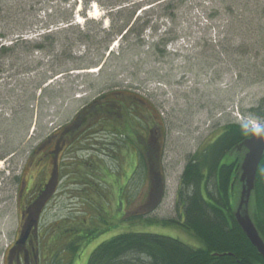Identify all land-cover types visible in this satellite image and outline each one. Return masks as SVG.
<instances>
[{"label": "rangeland", "instance_id": "374dc122", "mask_svg": "<svg viewBox=\"0 0 264 264\" xmlns=\"http://www.w3.org/2000/svg\"><path fill=\"white\" fill-rule=\"evenodd\" d=\"M127 22L132 33L120 40ZM261 31L264 0H0V145L7 154L0 161V264L22 230V213L39 206V264L67 246L48 243L44 233L92 214L102 219L97 209L111 230L85 242L74 264H88L96 246L127 231L203 246L186 228L161 221L182 220L177 195L188 159L238 122L234 108L244 122H264L256 115L264 111V50H236L244 51L243 39L262 44ZM107 94L109 108L97 113L90 103ZM84 107L98 127L86 126L59 155L57 173L54 160H40L46 150L38 145ZM108 112L127 143L141 147L139 162L112 127L99 125ZM130 260L147 257L133 253L123 263Z\"/></svg>", "mask_w": 264, "mask_h": 264}, {"label": "trees", "instance_id": "16d2710c", "mask_svg": "<svg viewBox=\"0 0 264 264\" xmlns=\"http://www.w3.org/2000/svg\"><path fill=\"white\" fill-rule=\"evenodd\" d=\"M129 26L130 23L127 22L117 30L120 40L127 39L131 35L129 33L132 31ZM45 37L49 39L53 35L48 34ZM257 43L243 39L242 48L244 51L236 47L234 49L243 53L253 51L256 52V56H259L264 50V42L260 45ZM36 46L44 48V45L36 44ZM4 48L8 49L9 47ZM111 54L112 51L109 52V55ZM103 99V97L102 99L99 97L90 103L91 107L96 108L97 113H101L110 106L111 99L107 97ZM116 103L123 104L120 100ZM89 108L84 107V111H80L68 128L66 127L65 134L69 138H73L74 142L79 141L80 137L90 130L91 127L86 126L94 125V119L88 121V115L86 116ZM261 108L264 109V103L260 105ZM108 114L110 112L105 113L103 117L100 116L99 125L104 126L107 131L112 127L115 136L121 138L118 145L125 147V154L128 157L137 158L139 162L141 153L138 149L141 147L138 148L136 145L127 143V135L114 128L115 123L111 121ZM256 115L264 118V111H258ZM95 126L98 127L97 124ZM83 130L84 133H80ZM254 132L240 123L228 122L203 148L190 156L182 174L177 195L182 220H160L166 225L178 224L186 228L203 243V246L194 247L179 239L152 232L127 231L104 240L96 246L90 255L88 264H125L123 263L124 258L133 253H140L147 257V260H140L141 262L137 264H264V258L258 253L246 234L241 232L233 214L242 154L239 151H232V149ZM128 137L129 141L133 139L132 135H128ZM121 147L119 149L115 147L113 151L121 154ZM6 155L3 145H0V161L4 160ZM96 166L99 169L101 167L100 165ZM134 170L136 169H133L132 173ZM126 177L125 181L128 182L130 176L126 175ZM115 181L114 178L112 182L115 183ZM30 203L32 204V201ZM97 211L102 219H98L96 214H92L80 221L70 223L69 229L61 226V229H55L53 233L43 234L42 238L50 244L57 246L61 245L62 241V244L67 245L65 247L57 246L56 256L50 259L51 264H74L75 258L79 255L78 249L85 242L90 243L97 234L111 230V223L103 216V211L99 209ZM253 217L264 238V158L257 174ZM100 224H105L106 227L101 229L98 227ZM71 226H73L72 229H70ZM129 262L127 264H131V260Z\"/></svg>", "mask_w": 264, "mask_h": 264}, {"label": "water", "instance_id": "95a60500", "mask_svg": "<svg viewBox=\"0 0 264 264\" xmlns=\"http://www.w3.org/2000/svg\"><path fill=\"white\" fill-rule=\"evenodd\" d=\"M232 151L243 152L241 153L242 159L238 179V192H240L234 205V218L258 253L264 258V238L253 217L257 173L264 157V126L259 134L255 132L246 137ZM29 234L28 232L22 233L17 244L24 243Z\"/></svg>", "mask_w": 264, "mask_h": 264}, {"label": "flooded vegetation", "instance_id": "af4514ba", "mask_svg": "<svg viewBox=\"0 0 264 264\" xmlns=\"http://www.w3.org/2000/svg\"><path fill=\"white\" fill-rule=\"evenodd\" d=\"M107 96H109V94L102 97L106 98ZM80 125L82 124L80 123ZM66 131V127L60 126L50 134L46 140L38 145L39 151L46 150L44 155L40 157V160H48V162L54 160L57 173L60 167L59 155L61 156L65 154L66 151L72 149L75 143L73 138H69L67 134H65ZM54 154L56 155L54 156ZM46 166L48 168L49 165ZM65 168L67 169L68 166ZM42 189L43 188L40 189L37 195L38 197L41 195L40 193L44 191ZM41 212L42 208L39 206L36 213H32L28 208L22 213V230L10 249L4 252L3 264H39L41 260L39 214ZM25 232L30 233L27 240L24 243L17 244L16 241L20 238L21 233ZM241 232L245 233L242 229Z\"/></svg>", "mask_w": 264, "mask_h": 264}, {"label": "clouds", "instance_id": "9594fccd", "mask_svg": "<svg viewBox=\"0 0 264 264\" xmlns=\"http://www.w3.org/2000/svg\"><path fill=\"white\" fill-rule=\"evenodd\" d=\"M255 131H256L257 134H259V133L261 132V129H260L259 127H257V128L255 129Z\"/></svg>", "mask_w": 264, "mask_h": 264}, {"label": "bare ground", "instance_id": "6f19581e", "mask_svg": "<svg viewBox=\"0 0 264 264\" xmlns=\"http://www.w3.org/2000/svg\"><path fill=\"white\" fill-rule=\"evenodd\" d=\"M94 7H95V6H94ZM97 9H98V8H97ZM94 11H95V10H94ZM92 71H94V72L96 71V72H97V70H95V69H93ZM1 163H2V162H0V165H1Z\"/></svg>", "mask_w": 264, "mask_h": 264}]
</instances>
